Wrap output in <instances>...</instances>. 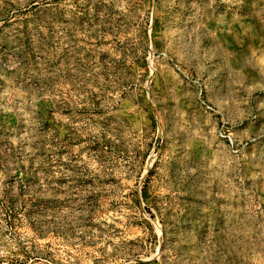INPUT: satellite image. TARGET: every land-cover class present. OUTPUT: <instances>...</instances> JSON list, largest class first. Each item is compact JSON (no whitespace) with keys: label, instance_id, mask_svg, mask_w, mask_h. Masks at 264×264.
Wrapping results in <instances>:
<instances>
[{"label":"rangeland","instance_id":"1","mask_svg":"<svg viewBox=\"0 0 264 264\" xmlns=\"http://www.w3.org/2000/svg\"><path fill=\"white\" fill-rule=\"evenodd\" d=\"M0 264H264V0H0Z\"/></svg>","mask_w":264,"mask_h":264}]
</instances>
